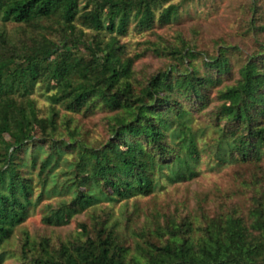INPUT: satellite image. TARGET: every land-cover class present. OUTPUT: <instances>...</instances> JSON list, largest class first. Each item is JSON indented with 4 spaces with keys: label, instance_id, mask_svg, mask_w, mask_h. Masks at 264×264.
<instances>
[{
    "label": "trees",
    "instance_id": "obj_1",
    "mask_svg": "<svg viewBox=\"0 0 264 264\" xmlns=\"http://www.w3.org/2000/svg\"><path fill=\"white\" fill-rule=\"evenodd\" d=\"M172 2L0 0V20L24 26L25 32L18 41L0 34V249L45 194L70 195L56 208L48 205L43 218L59 226L102 202L148 196L163 178L194 179L208 131L216 134L212 150L219 162L255 169L244 182L253 193L246 215L231 206L214 216L203 214L199 224L189 216L181 222L168 219L155 231L158 242L136 243L133 252L108 220L93 216L90 231L81 224L86 239L78 235L59 246L24 232L21 261L264 264V22L251 21L259 50L238 58L237 65L231 56L238 50L232 46H220L216 55L186 43L156 48V55L171 56L173 62L137 86L134 58L126 56L119 37L132 25L145 32L156 22L171 24L183 6ZM253 9L256 13V5ZM197 58L202 67L195 65ZM235 68L237 77L227 82ZM41 87L49 103L46 117L33 98ZM213 99L218 104L207 111ZM97 111L110 114L111 138L92 145L72 115ZM197 116L207 118L204 127L196 124ZM61 162L67 163L68 176L62 183L55 172ZM3 258L0 252V262Z\"/></svg>",
    "mask_w": 264,
    "mask_h": 264
},
{
    "label": "rangeland",
    "instance_id": "obj_2",
    "mask_svg": "<svg viewBox=\"0 0 264 264\" xmlns=\"http://www.w3.org/2000/svg\"><path fill=\"white\" fill-rule=\"evenodd\" d=\"M172 3L183 6L179 18L171 24L161 25L156 22L151 30L145 32L135 30L132 25L126 36L119 37L121 44L125 45L126 56L134 58L133 70L136 73L137 86L150 76L165 70L173 62L171 56L156 55V48L166 50L170 47H182L186 43L196 51L216 55L220 46H232L238 50L231 56L235 65L240 63L236 60L241 56L259 50V38L251 27V21L256 17L257 24L264 22V0H173ZM255 5L256 13L253 9ZM49 24L50 22H44V25ZM23 27L0 20V34L6 33L14 41H18L25 34ZM77 27L81 28L79 22ZM85 31L92 34L91 30ZM29 34L27 31V36L31 35ZM51 35L54 37L55 32ZM195 65L198 68L203 66L200 58H197ZM236 77L235 68L232 78L227 82H232ZM33 98L40 115L46 117L50 110L42 87L34 90ZM213 100L207 111L218 104ZM64 114L61 110V116ZM109 115L107 112L97 111L91 115H72V118L80 127L83 137L90 144L99 145L111 138ZM196 124L204 127L207 118L197 116ZM65 135L67 139L68 135ZM215 136V133L207 131L200 142V146L207 150L202 153L197 166L198 174L194 179L171 182L163 178L155 191L148 196L102 202L91 210L75 215L65 225H48L43 218L48 211V205L56 208L59 202L70 195L45 194L36 206L30 208L25 223L16 229L15 235L0 249L4 254L0 264H24L19 247V240L24 232L34 239L47 237L54 246H59L61 242L75 240L78 235L86 239L81 224H85L90 231L93 216H97L99 220H108V226L116 231L121 242L133 252L136 243H143L148 239L158 242L160 238L155 231L159 227H165L168 219L181 222L189 216L190 220L199 224L203 214L214 216L231 206L239 208L243 215H246L252 204L253 193L251 194L252 190L247 188L244 182L253 178L255 169L249 165L219 162L214 151ZM66 165L67 163L61 162L55 171L61 183L68 178L64 174ZM38 172L37 168L32 173L36 182ZM39 191L40 188H36L34 197Z\"/></svg>",
    "mask_w": 264,
    "mask_h": 264
}]
</instances>
